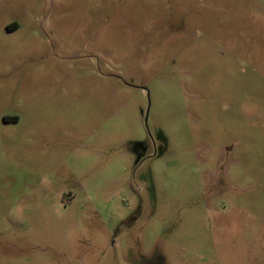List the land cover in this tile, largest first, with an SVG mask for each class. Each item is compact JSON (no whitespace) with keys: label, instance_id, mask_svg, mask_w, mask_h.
<instances>
[{"label":"rangeland","instance_id":"rangeland-1","mask_svg":"<svg viewBox=\"0 0 264 264\" xmlns=\"http://www.w3.org/2000/svg\"><path fill=\"white\" fill-rule=\"evenodd\" d=\"M0 264H264V0H0Z\"/></svg>","mask_w":264,"mask_h":264}]
</instances>
